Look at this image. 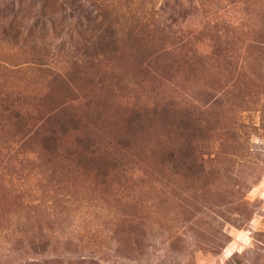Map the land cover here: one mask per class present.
I'll return each mask as SVG.
<instances>
[{"label": "rangeland", "instance_id": "374dc122", "mask_svg": "<svg viewBox=\"0 0 264 264\" xmlns=\"http://www.w3.org/2000/svg\"><path fill=\"white\" fill-rule=\"evenodd\" d=\"M0 264H264V0H0Z\"/></svg>", "mask_w": 264, "mask_h": 264}]
</instances>
